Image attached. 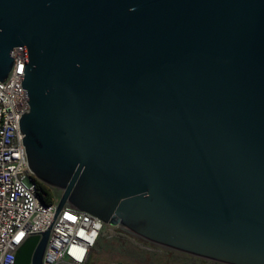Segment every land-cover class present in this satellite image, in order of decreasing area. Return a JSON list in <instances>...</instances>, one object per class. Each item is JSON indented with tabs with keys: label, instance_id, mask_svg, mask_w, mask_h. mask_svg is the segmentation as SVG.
<instances>
[{
	"label": "water",
	"instance_id": "obj_1",
	"mask_svg": "<svg viewBox=\"0 0 264 264\" xmlns=\"http://www.w3.org/2000/svg\"><path fill=\"white\" fill-rule=\"evenodd\" d=\"M59 192L13 264H42L64 205L150 244L264 264V0H0V83Z\"/></svg>",
	"mask_w": 264,
	"mask_h": 264
},
{
	"label": "built area",
	"instance_id": "obj_2",
	"mask_svg": "<svg viewBox=\"0 0 264 264\" xmlns=\"http://www.w3.org/2000/svg\"><path fill=\"white\" fill-rule=\"evenodd\" d=\"M11 56L12 69L0 83V264H13L24 241L47 230L60 197L44 205L36 190L37 180L27 167L17 127L19 117L28 112L26 92L20 89L22 49H15ZM107 227L117 228L64 205L50 227L42 264H88Z\"/></svg>",
	"mask_w": 264,
	"mask_h": 264
},
{
	"label": "rangeland",
	"instance_id": "obj_3",
	"mask_svg": "<svg viewBox=\"0 0 264 264\" xmlns=\"http://www.w3.org/2000/svg\"><path fill=\"white\" fill-rule=\"evenodd\" d=\"M56 196L59 192L54 190ZM88 264H218L182 254L107 227L99 236Z\"/></svg>",
	"mask_w": 264,
	"mask_h": 264
},
{
	"label": "trees",
	"instance_id": "obj_4",
	"mask_svg": "<svg viewBox=\"0 0 264 264\" xmlns=\"http://www.w3.org/2000/svg\"><path fill=\"white\" fill-rule=\"evenodd\" d=\"M35 183H36V190L39 195L40 201L44 205L50 204L52 202V199L57 197L53 189L46 187L45 185H43L42 183L38 181H36Z\"/></svg>",
	"mask_w": 264,
	"mask_h": 264
},
{
	"label": "flooded vegetation",
	"instance_id": "obj_5",
	"mask_svg": "<svg viewBox=\"0 0 264 264\" xmlns=\"http://www.w3.org/2000/svg\"><path fill=\"white\" fill-rule=\"evenodd\" d=\"M140 239V238H139ZM142 240V239H141ZM142 241H144V240H142ZM145 242V241H144ZM148 243V242H147ZM150 244V243H149ZM153 245V244H152Z\"/></svg>",
	"mask_w": 264,
	"mask_h": 264
}]
</instances>
